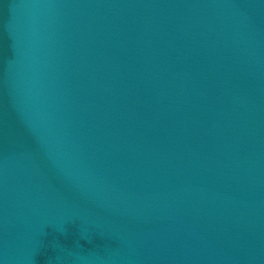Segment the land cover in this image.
<instances>
[{
  "label": "water",
  "instance_id": "1",
  "mask_svg": "<svg viewBox=\"0 0 264 264\" xmlns=\"http://www.w3.org/2000/svg\"><path fill=\"white\" fill-rule=\"evenodd\" d=\"M0 264H264V0H0Z\"/></svg>",
  "mask_w": 264,
  "mask_h": 264
}]
</instances>
